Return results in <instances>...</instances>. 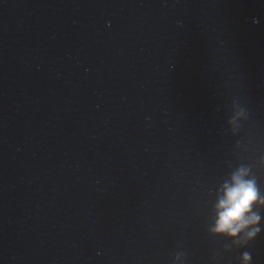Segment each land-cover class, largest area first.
<instances>
[{"label":"clouds","instance_id":"9594fccd","mask_svg":"<svg viewBox=\"0 0 264 264\" xmlns=\"http://www.w3.org/2000/svg\"><path fill=\"white\" fill-rule=\"evenodd\" d=\"M233 180V185L226 189L225 198L219 205L221 211L219 212L218 230H230V233L234 235L246 224L258 220L259 217L244 216L258 197L254 183L244 180L242 172L235 175ZM234 224L236 227H233Z\"/></svg>","mask_w":264,"mask_h":264}]
</instances>
